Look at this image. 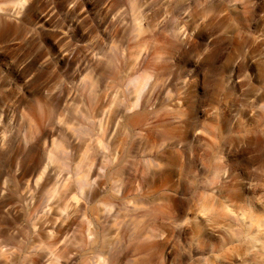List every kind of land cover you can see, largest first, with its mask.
Returning a JSON list of instances; mask_svg holds the SVG:
<instances>
[{
  "label": "clouds",
  "instance_id": "obj_1",
  "mask_svg": "<svg viewBox=\"0 0 264 264\" xmlns=\"http://www.w3.org/2000/svg\"><path fill=\"white\" fill-rule=\"evenodd\" d=\"M0 264H264V0H0Z\"/></svg>",
  "mask_w": 264,
  "mask_h": 264
}]
</instances>
